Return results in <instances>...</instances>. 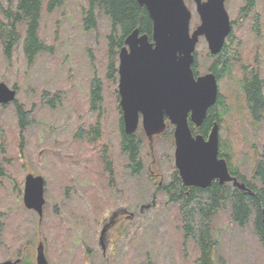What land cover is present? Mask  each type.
I'll return each mask as SVG.
<instances>
[{"label":"rangeland","instance_id":"obj_1","mask_svg":"<svg viewBox=\"0 0 264 264\" xmlns=\"http://www.w3.org/2000/svg\"><path fill=\"white\" fill-rule=\"evenodd\" d=\"M1 1L7 6L6 0ZM47 2L48 0L42 1L38 36L40 41L51 47V54L50 49H46L36 54L32 64H28L21 50V42L14 48L11 61L0 51V81L10 88L17 85L14 102L23 104L25 110L30 107L37 109L34 112L36 121L21 131V134L14 104L11 102L0 106V209L6 216L11 215L24 225L16 235H10L5 228L0 231V261L12 258L18 252L23 253L26 258L34 252V245L30 241L38 238L44 245L48 264H115L109 250L117 240L124 242L122 252H118L119 258H122L120 264H126L127 254L134 258L133 264L141 261H151L152 264H184L163 228L164 212L158 208L164 202L162 194L157 193L156 203H161L147 209L144 218L138 214L140 205L151 200L154 183L160 179L163 183L169 182L175 167L171 126L152 139V151H149L144 130L138 125L136 132L143 138L142 159L140 171L135 174V195H132L129 187V193L124 196L126 203L111 185L105 184L102 187L91 165L95 164L100 168V177L104 179L106 154L108 158L111 156L102 150L100 159L86 162L88 158L93 159L97 153L96 147H89L85 151L84 140L75 137L71 139V135H74L80 123L85 129L94 123V114L87 103V89L93 75L105 79V71H108L109 63L114 59L106 54L110 22L95 8L96 28L85 29L81 18L88 0H63L60 6L50 10L46 7ZM261 7L262 5L259 8ZM192 19L197 20L195 17ZM260 29L259 40H262L263 49L258 54V68L263 73L264 26H260ZM24 31L23 26L19 41L23 38ZM234 31L236 37L244 35L243 30L239 31L237 27ZM247 39L241 50L242 58L247 57L248 53L252 54L248 44L257 40L252 32ZM195 49L197 69L205 72L211 59L206 54L204 39L199 38ZM251 58L248 57V62L253 60ZM116 63L115 61V66ZM109 81H104L102 106L105 108L99 120L102 125L99 127L102 128V137L108 135L107 149L117 158L115 169L118 176L115 182L116 187L122 188L133 184L126 183L122 174L119 175L126 161L122 160L118 152L116 135L119 133L115 131L119 132L120 126L114 105L113 82L111 79ZM230 81L229 78L221 81V89L228 93L226 100L231 109L225 116V124L221 125L219 135L230 138L238 159L244 158L240 171L249 178L253 176L255 160L259 156L264 158V124L251 123L249 113L242 103L239 105V99L234 96V90L239 91L238 86ZM44 89L50 92L64 91L59 94L61 101L54 110L38 107L39 96ZM80 107H84L85 114H79ZM147 165H151L153 180L148 178ZM26 170L41 175L44 180V204L40 219L35 211L32 214L21 202L22 181ZM86 182L94 183L97 189H89L85 186ZM133 202V219L121 218L120 213L117 217L119 208L131 211ZM112 211H116L117 215L113 216ZM229 214V209L219 211L212 222L213 231L215 229L217 232L215 238L218 240L214 257L211 255L214 264H263L261 243L253 233L250 221L243 227H238L230 222ZM1 218V223L5 225L6 217ZM129 221L132 224L127 236L135 239L132 244H127L126 238L118 236L120 225ZM102 231L100 244L99 235ZM10 238L18 243L15 249L6 244ZM2 241L7 246H3Z\"/></svg>","mask_w":264,"mask_h":264},{"label":"trees","instance_id":"obj_2","mask_svg":"<svg viewBox=\"0 0 264 264\" xmlns=\"http://www.w3.org/2000/svg\"><path fill=\"white\" fill-rule=\"evenodd\" d=\"M42 1L6 0V6L0 0V51L7 60L11 61L13 50L19 42H21V50L28 64H32L36 54L46 49H50L49 53L51 54V47L40 41L38 36ZM62 1L48 0L46 7L50 10L60 6ZM95 8H98L109 19L110 31L106 37V54L108 53L114 58L109 63L108 71H105V79L102 80L98 75H93L87 89L89 108L93 114L102 117L105 108L102 106V103H104L105 82L109 83V79L113 82L115 77L116 66L114 63L118 48L122 45L126 35L135 28L141 34L150 37L152 26L146 8L140 6L136 0H88L86 9L82 10L83 16L81 18L85 29L96 28ZM23 26L25 28L24 36L19 41ZM238 30H243L244 35H242L241 41L234 42L232 37L235 31L230 33L227 43L224 44L219 54L217 53L215 61L208 69L214 72L218 79H231L230 83L236 84L239 89V91L234 90V96L239 99V105L242 103L245 111L249 113L251 123L255 125L264 124V71L261 74V70L258 68V54L263 49L262 40H259L261 29L260 26L255 25L252 27L247 26L245 29L238 28ZM250 32L257 40L248 44L252 54L248 53L247 57L242 58L241 50H243L242 47L248 40ZM232 45L235 49L231 48ZM248 57H252L253 60L248 62ZM234 65H236L235 69ZM194 68L196 69L195 64ZM234 70L237 73L239 72L241 76L236 77ZM13 89L17 94L18 87L16 84L13 85ZM230 91L232 92V90ZM63 92L62 90L50 92L48 89H44L39 96L38 107L54 110L61 101L59 94ZM220 94L217 99L220 104L218 112L214 104L207 110L200 126L189 123L192 133L208 134L214 120H217L221 125L225 124V116L231 108L226 100L228 93L220 89ZM66 95L67 93H65V97ZM12 103L14 104L13 109L17 116L18 127L20 131H24L36 121L34 112L37 109L30 107L29 110H25L23 104H18L16 101ZM80 104L83 106L81 101ZM75 105L77 106V101H75ZM83 108L80 107L79 114L81 115L85 114ZM119 126L121 147L130 153L135 164L134 171L137 174L142 159L143 138L136 131L127 133L123 131L121 124ZM229 139L228 137L220 138L218 156L226 159L230 174L236 177L239 182H243L247 190L233 186L231 181L220 183L218 180H212L210 185L204 188L185 186L179 177L178 171L173 167L169 182H164L162 185L154 183V186L157 185V187L151 191V193L162 194L164 202L158 208L164 212L163 228L171 238L177 256L184 264H214V258L212 257H214V250L218 246V240L215 238L217 232L215 229L213 231L212 222L218 212L225 209H229L230 222L238 227H243L250 221L252 231L261 243L264 264V158L258 155L259 157L255 160V167L252 170L253 176L246 177L240 171V165L243 163L244 158L238 159L237 151L232 147V142ZM151 149L152 146L149 147V151ZM253 152L252 150V157L254 156ZM157 203L160 204L161 202L157 201ZM130 227L131 224H122L118 229V236L121 239L126 238L127 244H132V241H135L129 235L127 236ZM123 247L124 242L117 240L113 242L109 250L115 264H120L122 258H119L120 254L118 252L121 253ZM125 261L126 264H133L134 258L131 254H127ZM138 264L152 263L151 261H141Z\"/></svg>","mask_w":264,"mask_h":264},{"label":"water","instance_id":"obj_3","mask_svg":"<svg viewBox=\"0 0 264 264\" xmlns=\"http://www.w3.org/2000/svg\"><path fill=\"white\" fill-rule=\"evenodd\" d=\"M144 6L152 21L151 41L133 29L124 39L119 56V89L124 111V129L137 128V112L143 114L142 127L151 141L165 128L164 114L174 125V165L185 186L207 187L212 180L232 182L246 189L243 182L229 172L227 161L218 156L219 126L214 123L209 134L193 135L189 122L198 126L209 106L217 98L214 74L194 76V51L203 36L211 54L218 53L231 25L223 0L196 2L200 23L190 32L191 12L184 0H136ZM16 91L0 81V104L15 100ZM44 180L41 175L27 174L23 203L41 216ZM103 231L100 233V239ZM37 264H47L40 242ZM0 264H16L4 261Z\"/></svg>","mask_w":264,"mask_h":264},{"label":"flooded vegetation","instance_id":"obj_4","mask_svg":"<svg viewBox=\"0 0 264 264\" xmlns=\"http://www.w3.org/2000/svg\"><path fill=\"white\" fill-rule=\"evenodd\" d=\"M200 1L203 2V1H206V0H200ZM184 3H185L187 8L191 12L190 31H192L200 23L199 18H198V14L196 12V2H195V0H184ZM223 5H224V8H225V10H226V12L228 14L229 22H230V25H231V29H230L229 34L233 33L234 29L236 27L237 28L246 27V26L252 27V26H255V25H257L258 27L259 26H264V10H262L264 8V0H223ZM261 5H262V7L260 9L259 7ZM192 17L193 18L195 17L197 20L194 21V19H192ZM151 26H152V21H151ZM229 34L225 37L224 44L227 43V39L229 38L228 37ZM139 35H141L140 32H139ZM200 37L202 39H204L203 36H200ZM241 37L242 36L236 37L235 34H234L232 39L234 40V42L237 43L238 41H241ZM148 40L151 41V35H150V37H148ZM224 44H223L221 50L223 49ZM234 45H232V47H231L232 49H235ZM123 46H124V40H123L122 45L118 48V51H117V54H116V62L117 63H116V67H115V69H116L115 77L113 79V87H114L113 91H114V105H115L116 113L118 114V121H119V124L122 125L123 131H125L124 126H123V123H124V111H123V109L121 107V104H120V102H121V94H120V89H119V72H118V65H119L118 53H119L120 48L123 47ZM206 47H207V43H206ZM196 54L197 53H196V49H195L194 62L192 64V71H193L194 76L197 77V76L205 74L207 72H211L212 74H214V72H212L208 68L212 64V62L215 61V59H216L217 55L219 54V52H218V54L217 53L211 54L209 52V50H208V47H207V53L206 54H207V56L209 55L211 61H210L209 65H208V67H207V70L205 72H201V73L197 69V62H196V57L197 56H196ZM194 64L196 65L197 72H196V69L194 68ZM234 73H235L236 77H240L241 76V74H238L239 72L237 73V71L234 72ZM214 76H215V74H214ZM236 77H234V78H236ZM215 78H216V82H217V98H216V101L214 102V104H215V108H216V110L218 112L220 104L217 101V99H218V96L221 95L220 94V89H221V81L222 80L218 79L216 76H215ZM223 97L225 98V96H223ZM214 104H212L211 106H213ZM1 105L2 104H0V106ZM211 106H209V107H211ZM92 114H93V112H92ZM92 118H93L94 123L92 125L89 124L87 129H85L84 125L82 126L81 123H80V126L77 128V130H75L76 132L73 133L74 135H71V139H72V137L73 138L75 137L76 139H81V140L83 139L84 140V149H85V151H86V149L88 150L89 147L93 148V149H94V146L96 147L97 153H95V155H94L92 160H90L88 158L86 160V162H90V161H93V160H95V162H96V160L100 159L102 150H104V152H107L111 156V158H108L107 154H106L107 164H106V167H105V171L103 173L104 174V179L100 177V174H99L100 173V168L96 167L95 164H92L91 166L94 167L96 173L99 175V176H97V174H95V176L98 177L97 181H99V184H101L102 187H104L105 184L111 185L115 189L116 193L118 195H120L123 198L122 200L126 203V198L124 196H126L129 193V187L131 189L132 195H135V186H134V181H135V171H134L135 167H134V165L135 164H134V161L132 160V158L130 156V153L127 150H124L123 147H121V135H120V132L115 131L116 133H119V134L116 135V137H117L116 139L118 140V142H117L118 149H119L118 152H120V154L122 156V160L126 161L125 164H124V167H123V169H121V172L119 173V175L122 174V176H123L122 179H124L126 181V183L129 184V182H131L133 184L132 186L131 185L127 186V187L124 186L122 188H120L119 186L116 187L117 183L115 182V179L117 178L118 173H117V171L115 169V164L117 163V158L111 152H109V149H107V148H109L108 147V142L106 140V138H108V135H107V137H105V136L102 137V135H101V129L102 128L99 127V126L102 125V121H99L101 119V117H98L96 114H94V117H92ZM80 122H83V120L80 121ZM164 122H165V129L164 130H166L169 125L171 126L170 131L172 132L171 135H172L173 146H174V138H173L174 125L170 122V120L166 116V114H164ZM142 123H143V114H142L141 111H138L137 112V127H138V125L142 126ZM214 123L218 124L219 131H220V127H221L220 125L221 124L219 122H217V120H214V121H212V124H211V127L209 129V132H210V130H211V128H212ZM200 124L198 126H200ZM219 131H218V133H219ZM19 132L22 134L20 129H19ZM209 132H208V134H209ZM144 134H145V131H144ZM192 134L195 135V134H200V133H192ZM208 134H206V135L200 134V135H202L203 137H206ZM156 135H158V134H154L152 136V139ZM76 136H78V137H76ZM145 137L147 138L148 146L151 147L152 146V140L150 141L148 139V137L146 136V134H145ZM219 138H221L220 135H219ZM80 151L82 152V149ZM151 151H152V149H151ZM151 156H152V154H151ZM150 166L151 165H147V168H146L147 169V175H148L149 179L154 176L153 171H152ZM89 169L92 170V168H89ZM139 171H140V165H139ZM29 173L30 174H34V173L26 170V173L24 172V175H23V181H22L23 185H22V190H21V202H22L23 205H24V203H23L24 182H25L26 175L29 174ZM82 173H83V171H82ZM124 174H125V177H124ZM34 175H36V174H34ZM92 176H93V174H92ZM149 179H148V181H149ZM100 182H102V183H100ZM162 183L163 182L160 179L156 184L157 185H162ZM157 185H155L153 189H155L157 187ZM85 186H87L89 189H94V187H95V189H97V187L95 186L94 183L86 182ZM85 186L83 185L84 188H85ZM43 191H44V186H43ZM156 198H157V193L152 192L151 200L149 201L150 203L148 202L145 205H143V204L140 205V215L142 217H144V212L147 209H149V208H151V207L156 205V200H157ZM134 205H135V203L133 202V208L131 209V211L126 210L124 207H122V208H119L118 215H117L116 211L115 212L112 211L111 214L113 216L117 215V217H119V213H120L121 218L123 217L125 219H131L132 217H134V214H135ZM27 209H29L32 214H33V211H35L33 209H30V208H27ZM6 215L7 214L4 213V211H2L0 209V231H3V229L5 228L7 230V233H10V235H12V234L16 235L18 233V230H21L24 225H21L17 221V218H15V217H13L11 215H9V216H6ZM2 216H3V218L6 217L5 225H3L1 223V220H2L1 217ZM122 224H125V223H122ZM126 224L130 225L132 223L129 221V222H126ZM7 226H8V228H7ZM102 238H103V236L100 239V235H99L100 244L102 243ZM9 240H10V242H9ZM9 240L7 241L6 244L7 245L10 244L11 247L13 249H15L17 247L18 243L12 238H10ZM30 242L33 243V245H34V247H33L34 248V252H31V254L29 256H27L25 258V255L24 256L22 255L23 253L18 252V253H16V255L14 257H12V258L9 257V258H7L5 260H2L0 262L11 261V262H16V264H37V258L36 257H37L38 245H39L40 241L38 240V238H36V239H32ZM6 244L2 241V245L3 246H7ZM101 247L103 248V245H101Z\"/></svg>","mask_w":264,"mask_h":264},{"label":"bare ground","instance_id":"obj_5","mask_svg":"<svg viewBox=\"0 0 264 264\" xmlns=\"http://www.w3.org/2000/svg\"><path fill=\"white\" fill-rule=\"evenodd\" d=\"M245 190H247V189H245Z\"/></svg>","mask_w":264,"mask_h":264}]
</instances>
